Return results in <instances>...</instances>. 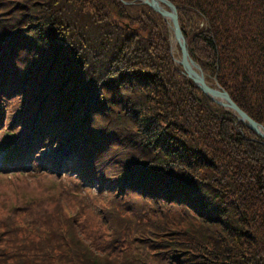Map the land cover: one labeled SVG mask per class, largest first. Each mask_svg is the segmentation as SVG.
<instances>
[{
  "label": "trees",
  "instance_id": "16d2710c",
  "mask_svg": "<svg viewBox=\"0 0 264 264\" xmlns=\"http://www.w3.org/2000/svg\"><path fill=\"white\" fill-rule=\"evenodd\" d=\"M168 1L205 81L264 127V0ZM169 33L141 0H0L6 125L42 144L76 132L81 172L115 202L95 227L1 218L0 264H264V140L184 75Z\"/></svg>",
  "mask_w": 264,
  "mask_h": 264
},
{
  "label": "rangeland",
  "instance_id": "374dc122",
  "mask_svg": "<svg viewBox=\"0 0 264 264\" xmlns=\"http://www.w3.org/2000/svg\"><path fill=\"white\" fill-rule=\"evenodd\" d=\"M124 3L128 4V2ZM169 32L171 37L172 33L170 30ZM170 55L173 61L180 65L174 60L180 58L177 45L175 48L171 46ZM10 97L11 94L5 95L7 103L10 101ZM3 108L7 112V108ZM40 118L42 119L41 115L37 113L35 122L32 124L37 122L35 125L37 126ZM75 133H67L66 137L59 140L60 142L38 150L35 157L42 166L41 171L35 172V166H31L29 163L26 164L25 170L33 171L30 174H19L16 173L17 170H14L15 174H13L14 172L9 169L0 168V219L13 218L15 213L20 211L18 220L23 222L24 210H27L31 216H36L45 210L48 213V221H50V217L54 219L58 216L69 218L83 213L93 216L90 223L92 227H95L100 214L112 212L115 202L112 200L113 197L106 192V187H99V183L91 184L87 181L88 175L81 172L80 167L74 169L75 138L72 136ZM63 174L66 176L63 177ZM70 176H77V178L72 179ZM123 201L145 211L152 208V205L140 201L135 196L127 195ZM120 207L121 205L118 204L115 208L119 209ZM51 225L52 223L41 225V227L34 226V228L39 232L40 238L44 239L45 236H50L51 231L47 226ZM106 228L107 225L102 230L106 231ZM125 235L130 237L127 244L124 246L126 241L124 237L120 238L118 244V247H121L118 248V251L122 256H125L124 252L131 251L133 248L132 234Z\"/></svg>",
  "mask_w": 264,
  "mask_h": 264
},
{
  "label": "water",
  "instance_id": "95a60500",
  "mask_svg": "<svg viewBox=\"0 0 264 264\" xmlns=\"http://www.w3.org/2000/svg\"><path fill=\"white\" fill-rule=\"evenodd\" d=\"M141 2L166 20L172 33L170 37L171 43L177 45L180 52V58L174 60L181 65L184 75L192 80L206 96L226 110H229L239 122L264 140V127L242 111L219 85L211 86L208 84L199 66L189 57L186 41L179 26L176 7L168 0H141Z\"/></svg>",
  "mask_w": 264,
  "mask_h": 264
},
{
  "label": "bare ground",
  "instance_id": "6f19581e",
  "mask_svg": "<svg viewBox=\"0 0 264 264\" xmlns=\"http://www.w3.org/2000/svg\"><path fill=\"white\" fill-rule=\"evenodd\" d=\"M171 46H172V48H173V46H174V48L176 47V45L173 43H171ZM45 136H46V139H48V133H45ZM46 144L48 145V144H50V142L46 141Z\"/></svg>",
  "mask_w": 264,
  "mask_h": 264
}]
</instances>
